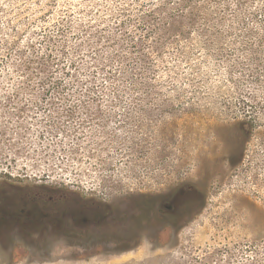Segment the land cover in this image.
<instances>
[{"label": "rangeland", "instance_id": "obj_1", "mask_svg": "<svg viewBox=\"0 0 264 264\" xmlns=\"http://www.w3.org/2000/svg\"><path fill=\"white\" fill-rule=\"evenodd\" d=\"M182 1L0 0V207L13 185L114 205L92 237L1 223L0 264H264L262 0H191L203 31ZM164 3L188 33L158 31Z\"/></svg>", "mask_w": 264, "mask_h": 264}, {"label": "trees", "instance_id": "obj_2", "mask_svg": "<svg viewBox=\"0 0 264 264\" xmlns=\"http://www.w3.org/2000/svg\"><path fill=\"white\" fill-rule=\"evenodd\" d=\"M184 4H188L189 5V7L187 9L188 10V13H189V15H191V16L194 17V18H190L189 19L190 22L192 24H194V26L197 29H199V31H203V27L204 26L201 25V23H202V21H205V16H207V13H203V12H202V14L196 13V12H199L200 13V11H201V6H199L197 2L195 3L194 1H191V0H183L182 1V5H184ZM236 4H237L239 10L241 8H245V5H246L245 4V0H236ZM262 6L264 7V0H262ZM170 8L172 9V7H169V3H167V4L164 3L163 7L161 8L162 11L165 12L164 15L163 16H160V17H154L155 19L158 20V21L155 20V22H158V24H157L158 31L161 30V27H160L161 23L163 25H169V24L179 23V24H177V27L179 28V32L180 33H184V32H187L188 33V31H183L184 30L183 28H186V25L184 27H182L183 25L181 23L182 22V19H185L187 17L186 16L187 13L184 14L183 13L184 11H179V13L171 15L170 13H167V10L170 9ZM260 8H261V12H262V9L264 10V8H262V7H260ZM258 10H260V9H258ZM251 12H252L251 13V16H252V18L256 22H253V23H255V25H252L251 28L246 29L245 33L243 34V37H245V38H252V37H255V36H260V38H263L264 39V33L262 35H259L260 30H262L264 32V12H263V14L260 13V11H251ZM162 14L163 13H160L159 15H162ZM165 15H167V17H165ZM234 15L237 18L238 15H237L236 12H235ZM177 18H179V19H177ZM239 19L242 21L241 22L242 25H244L245 24V22H244L245 20L241 19V17H239ZM159 22H161V23H159ZM247 26L248 25H246V27ZM188 28L189 27H187V29ZM218 32H219V30H218ZM202 35L204 36L205 33H202ZM218 35L221 36L220 33H217V36ZM205 36H209V35L207 34ZM137 46H140V45L137 44ZM137 46H136V44H133L132 45V47H134V49H137ZM134 51H136V50H134ZM119 59H120L119 62H120L121 67H123L125 64H127L128 60H129V58L126 57V56H124V55H122V57L119 58ZM130 60L133 61V63H131L130 66H133L134 65V66H136V69H138V71H140V77H139V79L138 80L137 79H134V80L132 79L129 82L131 84V86L137 87V86H140L141 85V81L140 80H141V64H142V60H141L140 57H138L137 59L132 58ZM122 74L123 75H127L128 74V70L122 68ZM107 76H108L109 79H112L111 78L112 72L109 75H107ZM186 193H188V192H186ZM36 195H37V197H35V199L42 198V201H43L42 203H46L47 200H52L55 197H59V198H62L63 197L65 200L68 198V193H66V192H62V193L57 194L55 196L48 195V194H40V193L39 194L37 193ZM33 196H35V195H33ZM33 196L32 195H27V196H24V197H28V198H20V199L24 200V201L21 200L22 203H23L22 205L24 207V210H23L22 213H20V217H19V219L22 220V221L28 220V219L30 220L32 218L36 219L37 216L38 217H41V218L44 217V216H46V218H49L50 219L55 214H59V215L61 214L62 215L64 213V214L67 215V217H68L67 219L69 221H73V220L76 221L75 222L76 223L75 224V228H73L75 231L81 230V229L76 228V227L79 224V221L82 220V219H84L83 222L80 223V224H83V229L84 230L82 232L87 233L89 237H92V236H95V235L96 236L103 235L104 232H105L104 229H108L111 226L110 223H109V221H107L108 220V216H109V213H108L109 211L108 212L103 211L102 213L97 212V211L84 212L83 214H81V217H80V214H78V212H76L75 211L76 209H74V208H73L74 210H71L70 212L69 211H64V212L56 213V212H54V210H51V211H48L47 210V211L42 212L39 209L33 210L34 209V206H35V204H34V202L32 200L33 198H31ZM184 196H181V198H183L184 200L178 199V201L177 200L175 201V199H172L171 205L163 204L156 211V213H157V214L155 213V217L156 218H158L157 216H159V217H162V220H166V222H164L165 227L166 226H169V224L167 223V221L170 220V218L174 217V215H176V213H178L179 209L183 206V204L187 202V200L185 199ZM77 198H81L82 199V197L81 196H78V195H77ZM6 202L8 204H10L11 201H10V199H7ZM40 204H41V202L38 205L36 204V206L40 207L41 206ZM30 206H31V209L29 208ZM26 208H29V209L26 210ZM105 214H108V215H105ZM61 220H63V216L61 217ZM91 223H93L92 226L90 225Z\"/></svg>", "mask_w": 264, "mask_h": 264}, {"label": "flooded vegetation", "instance_id": "obj_3", "mask_svg": "<svg viewBox=\"0 0 264 264\" xmlns=\"http://www.w3.org/2000/svg\"><path fill=\"white\" fill-rule=\"evenodd\" d=\"M46 187H44V191L42 193L44 194H48V195H57L60 194L61 191L57 190V189H45ZM11 198L10 199V204H8L6 202V204L8 205V207H0V213L2 214L0 217L2 218L3 214L6 215V218L1 221L0 219V225L1 223H6L7 225L10 223V225H22V228H30L33 231H38V232H48V235H55V236H61V237H67V236H77L80 235L82 236L83 234H87L82 232L83 229V224H80L81 222H83L84 219L79 221V224L77 225L76 228H79L81 230L79 231H75L73 228H75V222L76 221H69L67 218L66 214H55L53 215L50 219L46 218V216L44 217H38L36 219L32 218V219H28V220H20V213L23 212L24 207H23V203L22 199L20 198H28V197H24L25 195H36L37 193L39 194L40 192H34V191H24V189L21 187H18L16 185H13L11 187ZM60 192V193H58ZM15 196V197H14ZM22 200V201H21ZM35 206L34 209H39L40 211L44 212V211H51L54 210V212L56 213H60V212H64V211H71L76 209L75 211L78 212V214H83L84 212H91V211H97L102 213L103 211H106L109 213H111L112 211V216H113V212H114V205L112 204V208L111 205L107 202L104 201H98L96 199L93 198H67L66 200L62 197H55L52 200H47L46 203H42V198H37V199H32ZM21 201V202H20ZM41 202V206L38 207L36 206V204L38 205ZM37 202V203H36ZM37 207V208H36ZM4 208V209H3ZM31 209V206L29 207ZM29 208H26V210H28ZM74 208V209H73ZM77 214V215H78ZM108 215V214H105ZM63 216V220H61V217ZM28 223H27V222ZM109 221V216H108V220ZM87 222V221H86ZM114 223H112V227L116 226L113 225ZM116 224V223H115ZM91 226L93 225V223L90 224ZM90 226V227H91ZM118 226V225H117ZM92 228V227H91ZM78 232V233H77ZM58 234V235H57ZM88 235V234H87ZM130 248H124L120 251H126L129 250Z\"/></svg>", "mask_w": 264, "mask_h": 264}]
</instances>
